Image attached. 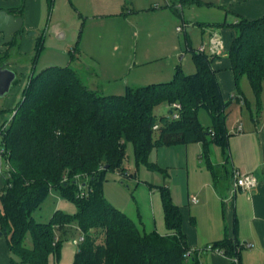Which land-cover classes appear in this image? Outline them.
I'll use <instances>...</instances> for the list:
<instances>
[{"label":"trees","instance_id":"obj_1","mask_svg":"<svg viewBox=\"0 0 264 264\" xmlns=\"http://www.w3.org/2000/svg\"><path fill=\"white\" fill-rule=\"evenodd\" d=\"M9 11L23 17L24 6ZM221 26L234 30L227 56L238 94L228 99L221 90L219 71L213 68L219 55L199 49H190L194 73L185 74L178 67L171 81L129 86L122 95H105L90 88L71 66H50L31 74L22 99L11 110V120L0 126V153L3 150L11 163L0 187V236L17 256L11 264H50L51 255L60 260L62 243L73 228L84 237L78 242L73 264H203L207 247L190 249L181 209L167 186L159 187L169 230L166 235L141 230L109 202L103 188L107 171H126L123 161L130 143L136 164L160 170L149 161L153 149L201 143L203 157L215 176L210 146L217 144L227 152V110L233 99L246 105L253 119L259 117L263 110L264 15L239 17L236 23ZM43 40H36L35 62L44 48ZM16 42L15 35L4 58ZM243 77L254 91V109L242 91ZM164 103L181 104L179 119H173L172 109L166 115H155V108ZM201 109L209 113L210 125L201 123ZM80 188L85 189V196L80 195ZM53 189L77 210L74 214L56 210L48 222H38L33 213ZM27 234L31 247L25 245ZM211 246L238 261L243 248L229 237Z\"/></svg>","mask_w":264,"mask_h":264},{"label":"rangeland","instance_id":"obj_2","mask_svg":"<svg viewBox=\"0 0 264 264\" xmlns=\"http://www.w3.org/2000/svg\"><path fill=\"white\" fill-rule=\"evenodd\" d=\"M175 2V6L180 9L178 2ZM168 3L169 6H166V0H53L52 3L49 0H43L42 14L44 19L42 18L39 32L36 33V30H32L26 34L29 39L34 40L31 53L26 54L23 51H19V45L17 44L18 46L14 45L10 48V56L4 58V53L0 54V67L5 65L4 62H8L7 66L17 72L18 80L13 85L11 92V95H17L15 105L22 99L23 90L31 74L39 73L50 66L65 67L68 64L67 62L73 58V50H78V54L71 61V67L75 68L84 83L87 80L86 76H84L87 68L86 63L92 65L91 68L97 70L99 74L112 78L111 86L114 85L118 89L115 88L114 91L108 90V92L103 93L106 95L124 94L126 89H120L119 91V87L130 80L136 73H146L150 70L154 73L156 69L162 70L166 68L170 61L173 59L175 61L176 59L175 55L172 56L171 53L172 48L176 45L180 51L178 55L179 64L185 58L184 65L182 63L183 72L185 74L194 73L195 66L190 49H201L206 46L203 42L206 41L208 32L216 31L222 34L223 32L232 31L233 28L215 24L202 25L200 28L196 24L187 23L183 20L181 9L176 11L171 7L174 0H168ZM183 11H186L188 17L192 18V20H198L199 22L218 20L223 13L220 8L197 7L194 5L183 7ZM172 19L176 22L174 32L172 31ZM229 21L234 23L235 18L230 16ZM178 27H181L180 32L177 30ZM202 32H204V37L201 35ZM187 35V40L190 39L189 42L186 40ZM39 37L44 39V48L35 62V43ZM121 38L125 39L124 42L120 41ZM86 39L92 44H95L97 40L100 42L103 39L108 40L110 49L104 55H96L97 57L92 60H78V56L82 53V43L87 44ZM119 43L122 45L121 49L117 52L112 51L111 46L114 44L119 45ZM56 48L58 50L63 49L65 54L59 53ZM144 57L150 62L145 65H142L143 63L136 64V62L142 61ZM80 67L82 68L80 69ZM172 78H157L151 82H169ZM241 87L246 94L245 96L249 100H253L254 91L247 77L242 78ZM222 90H224L227 98L238 94L236 88L230 92L226 88ZM2 105L0 100V108ZM227 112V123H230V126L250 116L248 107L236 98L233 99ZM154 113L157 117L166 115L169 113V106L167 107L166 103L161 104L155 108ZM5 114L9 117L11 116L10 119L8 118V120H11L14 113L12 114L10 110L6 111ZM199 119L204 126L210 125L212 122L209 113L204 109L200 110ZM157 149H153L149 155L151 163L164 162L161 156L158 157ZM162 149L168 151L167 156H170V153L174 156L177 155L169 148L164 147ZM219 149L217 151L220 154ZM178 154L181 155L182 153ZM217 154L216 152L212 153L215 163H218ZM199 157V154H196L195 159L191 158L190 181L192 185L194 182L199 181L200 177L193 171L194 165L198 170L203 168L208 172L205 168L204 160ZM6 164L7 161L5 166ZM123 166L126 168L125 172L117 170L106 172L103 188L105 197L112 205L130 216L141 230L150 232L156 229L153 220V198L156 199V202L160 201V186H167L169 189L173 188L175 197L178 196L179 191L183 192L189 180L186 166L183 164L181 166L170 165L171 167L168 169L160 170L150 168L145 164L138 165L135 162L131 143L127 147ZM214 171L216 172L218 169ZM1 175L2 173L0 174V186L4 178ZM257 177L264 178V174L259 173ZM58 209L71 213L75 212L77 208L73 202L64 199L57 190L53 189L41 207L33 213V217L38 222H48L52 214ZM139 214L141 217H139ZM162 217L163 213L161 214L158 211L156 213L157 225L161 222ZM159 228L161 230V227ZM80 238L81 233L76 228H73L67 235V240L62 243L60 260L57 261L55 259L54 264H60L61 260L62 264H68V262H64L63 251L65 247L69 246L68 242ZM25 245L27 247L32 246L30 234L26 236ZM74 246L72 248L76 252L78 246ZM51 256L53 257L54 255ZM12 257L15 260L17 259L14 254H12Z\"/></svg>","mask_w":264,"mask_h":264},{"label":"crops","instance_id":"obj_3","mask_svg":"<svg viewBox=\"0 0 264 264\" xmlns=\"http://www.w3.org/2000/svg\"><path fill=\"white\" fill-rule=\"evenodd\" d=\"M175 1H177L180 6L183 20L190 24H196L200 26V28L202 27V25L207 24H215L219 26H221L222 23L231 24L233 22L229 21L230 16L235 18L234 23H236L239 17L254 19L255 17L258 18V16L261 17L262 15H264V0H186L184 2H181V0H174V3L171 7L176 11H179L180 9L175 6ZM42 4L43 0H0V9H5L7 11L24 6L25 15H23V30L20 33L16 34V43L19 45V51H23L26 54L31 53L34 43V40L29 39L26 34L31 32L32 30H36V33L39 32L42 18L44 19L42 14ZM193 5L206 8H220L223 13L218 20H211L209 22H199L198 20L194 21L192 20V18L188 17L186 11H183V7L186 8V6L191 7ZM166 6H169L168 0H166ZM175 23L176 22L172 19V31L174 30ZM214 32L216 31L208 32L207 39L205 42H203V44L206 45L203 46V48L208 54H212L211 39ZM201 35L204 37V32H202ZM220 36L223 41L224 50L223 53L214 60L213 68L219 71L218 80L221 86V90L226 88L228 89L227 91L230 92L236 88L234 75L229 70L230 60L227 56L228 50L233 40L234 30L232 29V31L223 32L222 34H220ZM187 37L188 35L186 36V40ZM13 38H15V35ZM124 40L125 39L121 38L120 41L124 42ZM189 40L190 39H188L187 41L189 42ZM81 46L82 53L78 56V60L82 59L83 61H85V59L92 60L94 57H97L96 55H104L106 51L110 49V42L103 39V41L101 42L97 40L95 44H92V42L87 40V44L82 43ZM121 46V43H119V45L114 44L113 46H111V49L112 51L117 52L121 49ZM176 47L177 45L174 46L171 50L172 56L175 55L176 59L175 61L174 59L170 61L168 65H166V68L162 70L156 69L154 73H152V70L146 73H136L130 78V80L126 81L124 84L120 83L121 86L119 87V91L120 89H127V87L129 86L161 83L151 82L155 81L154 79L157 78L164 79L166 77H174L177 68H182V63L184 65L185 61V58H183L182 62H180L179 64L178 55L180 51L179 48ZM6 50H8V46L4 43L3 35H0V54L4 53ZM56 50L59 53L65 54V51H63V49L58 50V48H56ZM77 51L78 50H73V58H71L70 61L67 62L68 64L66 66H71V61H73L75 55L78 54ZM142 59V61L136 62V64L143 63L142 65H145L146 63L150 62V60H146L147 58L145 57ZM4 64L5 65H3L2 67L13 70V68L7 66L8 62H4ZM86 65L87 68L85 69L86 73L84 76H86V84L90 88L98 90L101 93L108 92V90H115L116 86H111L112 78L99 74L97 70L91 68L92 65L88 63H86ZM81 68L82 67H80V69ZM14 72L17 75V72ZM17 80L18 78L16 79V81ZM15 82L13 83V85L15 84ZM13 85L9 93L0 98L1 103L3 104L0 108V126L6 120H8V118L10 119L11 117L5 114L6 111L14 109L18 104L17 103L15 105L17 101V95H11ZM222 93L223 96L228 99L224 94V90H222ZM243 93L244 95H246L244 91ZM230 97H235V95H231ZM245 97L247 98V96ZM247 99L249 101L250 107L254 109L255 95L253 100H249V98ZM262 99L263 110L260 113L261 116L259 115L256 120L251 117V110H249L250 116H248L247 118H243L242 121L236 122V124H233V126H230V123H227L229 138L226 153L223 151L222 147L217 144H212L210 146V158L212 165L214 166V168H216V170L218 169V171H216L218 176L217 180L215 179L213 172L210 170L203 157V146L201 143L167 146L166 148L173 150L174 154H177L176 156L171 155L172 153H170V156H167L168 151L162 149L164 147H160L157 149L158 157L161 156L164 159L162 160L164 162L160 163L159 161L156 162V164L159 165V167L163 170H166L171 166H181V164L186 166L185 168L187 170V177L189 178V180L187 181L183 192L179 191L177 197H175L173 188L170 189V192L173 202L181 209L183 217V231L186 234L190 249L202 250L207 247V250H205L202 258L203 264L236 263L234 257H227L223 253L219 252V250L208 249V246H211L212 243L222 240L225 237L237 239L240 244L243 245L238 263L264 264V178L257 177L259 173L264 174V83ZM239 127H241L240 130ZM218 149L221 152L220 154L217 151ZM213 152L218 153V163H215L213 161ZM178 153L182 154L180 155ZM191 154L192 156L190 157ZM196 154H199V158L204 160L206 165L205 168L208 172H206L203 168H200L198 170L194 165L195 169L193 168V171L197 176L200 177L199 181L194 182V184L192 185L190 181V162L191 158L195 159ZM234 170H239L242 173H250L254 175L257 179V185L250 191L241 189L235 190V180L232 176ZM194 198H196V202H193ZM155 200L156 199L153 198V220L156 229L153 230H156L163 235L169 234V230L167 229L165 224L161 195L160 201L156 202ZM64 205L67 206L66 204ZM58 210L63 211L62 209ZM158 211L161 214L163 213V217L159 225H157L156 220V213ZM75 212L67 214H74ZM139 217H141L140 214ZM159 227H161V230H159ZM78 241L79 239H75L72 242H68L69 246L65 247V250L63 251L64 262L73 264L74 257L77 251L75 252L72 247L74 245L78 246ZM12 259L13 257L12 253L10 252L7 239L0 236V264H11ZM54 261L55 256H51L50 264H54ZM60 264H62V260Z\"/></svg>","mask_w":264,"mask_h":264},{"label":"built area","instance_id":"obj_4","mask_svg":"<svg viewBox=\"0 0 264 264\" xmlns=\"http://www.w3.org/2000/svg\"><path fill=\"white\" fill-rule=\"evenodd\" d=\"M177 30L180 32L181 27H178ZM199 50H204V48H201ZM211 50H212V54H215V55H221L223 53V50H224L223 41H222V38L218 32H214L212 34ZM169 109L173 110V112H172L173 119H179V117H180L179 112L181 110V104L173 103L172 105L169 106ZM240 129H241V127H239V130ZM6 161H7V164L5 166ZM9 167L10 166H9L8 160L5 159V155H4L3 150H2L0 153V174L2 173L1 176H3V173L5 172V170H8ZM233 173H234L233 177L235 180V190L241 189V190H245V191H250L251 189H253L257 185V179L255 178L254 175H252L250 173H242L239 170H234ZM83 188H80L81 190H83V191L80 190V195L85 196L86 191ZM196 201H197L196 198H194L193 202H196ZM83 240H84V237H81L78 242L83 241ZM208 249H212V246H208ZM219 252H221V251H219ZM221 253H223V252H221ZM235 260H236V262H238L237 259H235Z\"/></svg>","mask_w":264,"mask_h":264},{"label":"water","instance_id":"obj_5","mask_svg":"<svg viewBox=\"0 0 264 264\" xmlns=\"http://www.w3.org/2000/svg\"><path fill=\"white\" fill-rule=\"evenodd\" d=\"M24 24V18L17 16L5 9H0V35L4 37V43L8 44L18 34ZM16 73L8 68L0 67V98L9 93L13 83L16 81Z\"/></svg>","mask_w":264,"mask_h":264}]
</instances>
